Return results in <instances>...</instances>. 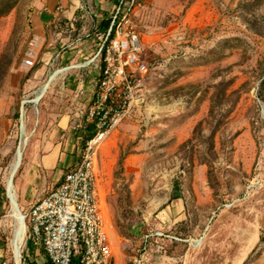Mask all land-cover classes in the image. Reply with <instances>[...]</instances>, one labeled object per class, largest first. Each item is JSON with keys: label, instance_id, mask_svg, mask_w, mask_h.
Listing matches in <instances>:
<instances>
[{"label": "rangeland", "instance_id": "obj_1", "mask_svg": "<svg viewBox=\"0 0 264 264\" xmlns=\"http://www.w3.org/2000/svg\"><path fill=\"white\" fill-rule=\"evenodd\" d=\"M46 1L0 0V263L10 257L13 225L2 179L20 115L29 140L16 192L31 153L25 176L40 183L45 177L53 188L78 162L83 133L90 134L70 119L75 79L82 75L86 84L94 77L89 69L63 73L37 105L21 104L52 72L93 51L91 43L80 55L65 48L46 23ZM143 6L134 17L145 65L134 73L139 111L108 134L97 156L113 264H129L139 236L160 226L177 238L167 243L163 264H264V0H143ZM29 55L34 65L26 69ZM58 145L65 161L41 171L36 162ZM17 203L27 211L20 196ZM35 253L29 236L22 264Z\"/></svg>", "mask_w": 264, "mask_h": 264}, {"label": "built area", "instance_id": "obj_2", "mask_svg": "<svg viewBox=\"0 0 264 264\" xmlns=\"http://www.w3.org/2000/svg\"><path fill=\"white\" fill-rule=\"evenodd\" d=\"M143 8V0H55L51 8L43 6L42 12L50 17L48 26L55 37L64 38L65 48L78 49L80 55L86 52L81 50L84 45L92 44L91 56L65 68L66 72L89 69L94 74L87 87L82 75H77L70 103L71 107L76 104L70 116L73 128L86 130L91 125L93 132L84 140L75 166L20 213L22 246L15 252L9 243L6 252L10 257L0 264H22L29 236L36 248V264H71L74 259L77 264H113V228L97 195V156L108 134L139 111L134 73L144 71L145 65L140 60L142 48L134 17ZM105 12L110 14L107 19ZM33 65L30 55L22 62L26 69ZM139 241L140 249L129 264H163L167 243L177 238L160 226L144 231Z\"/></svg>", "mask_w": 264, "mask_h": 264}, {"label": "bare ground", "instance_id": "obj_3", "mask_svg": "<svg viewBox=\"0 0 264 264\" xmlns=\"http://www.w3.org/2000/svg\"><path fill=\"white\" fill-rule=\"evenodd\" d=\"M66 71L67 69L63 68V69L52 72L49 75L47 81L36 92L33 93L32 99L29 101L22 102L21 104L23 105L25 103H31L33 105H37L39 101L42 99V97L49 90L50 85L53 82H55L58 79V77L62 75L63 73H65ZM23 115H24V111L22 109V117ZM28 140H29V135L25 132L23 128V119H22V127L18 128V141L14 148L11 161L9 162L5 171L3 172V179H2L4 196L7 199L8 204H9L8 218H10L13 221V225L11 226V229H12L11 239L9 243L13 245V247L15 248V252L17 250L19 252L22 246L24 228L20 221V215H19L20 209L17 203L16 188H15L14 182H15V176L22 166L24 151L28 144ZM50 155L52 154L50 153ZM51 157L52 156H45L44 160L47 161V159H50ZM26 172H27V169L25 168L23 174L25 175ZM193 243H194L193 246L197 247L201 243V240L193 241ZM16 264H18V261H16Z\"/></svg>", "mask_w": 264, "mask_h": 264}, {"label": "crops", "instance_id": "obj_4", "mask_svg": "<svg viewBox=\"0 0 264 264\" xmlns=\"http://www.w3.org/2000/svg\"><path fill=\"white\" fill-rule=\"evenodd\" d=\"M54 3H55V0H47L45 2V4L49 8H51L54 5ZM49 22H50V17L48 16V20L46 21V23L48 24ZM85 87H87V81H86ZM88 96H89V93L87 94V97ZM63 119H62L61 122H63ZM67 123H68V121H67ZM79 130H81V129H79ZM81 131L84 132V131H87V130H81ZM83 136H84V140L88 137V136H85V133H83ZM77 139H80V137H78ZM50 153L52 155H50ZM31 154H30V156H28L27 161H26L27 171H29L33 167V163L32 162L34 160H33V157L31 156ZM63 155H65V154L61 153V145L54 146L51 149H49V152H47V154L42 156L39 159V161L36 162L35 165H37V167H39V169L41 171L44 170L45 173L48 174L49 170H52V169L56 168V166L60 165V162H64L65 161L64 158H63ZM45 156H52V157L50 159H47V161H45L44 160ZM61 166L64 167L63 165H61ZM26 176L23 174L18 179V183H17L18 191L16 192V196H17V199H18V196H20L21 197V202L24 203L26 205V207L28 208L35 201V200H33V198L38 199L40 197V195L43 192H45L46 189L47 190H51L53 185L52 186H47V188H46L45 187V184H46L45 177H43V181H42V183H40L36 179H32L30 181V179L28 180V178ZM62 176H63V174L61 173L60 177L56 180V183L62 178ZM29 182L32 184L31 185L32 187H30ZM56 183H55V185H56ZM36 188H37V190H36ZM26 194H29V197H30L29 202L23 201L24 196H26ZM0 257H1V255H0Z\"/></svg>", "mask_w": 264, "mask_h": 264}, {"label": "trees", "instance_id": "obj_5", "mask_svg": "<svg viewBox=\"0 0 264 264\" xmlns=\"http://www.w3.org/2000/svg\"><path fill=\"white\" fill-rule=\"evenodd\" d=\"M264 85V79L261 81V85ZM260 97V96H259ZM260 99H261V101H264V97H260ZM86 130L89 132L90 131V134L93 132V129H92V126L90 125V126H88V127H86ZM90 134L88 135V137L90 136ZM0 246L2 247L3 246V244H0ZM78 262H77V260L76 259H74L73 261H72V263L71 264H77ZM30 264H36V263H34V262H31Z\"/></svg>", "mask_w": 264, "mask_h": 264}, {"label": "water", "instance_id": "obj_6", "mask_svg": "<svg viewBox=\"0 0 264 264\" xmlns=\"http://www.w3.org/2000/svg\"><path fill=\"white\" fill-rule=\"evenodd\" d=\"M261 111L263 112V110L261 109ZM21 126H22V123H21V115H20V128H21ZM19 215H20V212H19ZM22 220V218H21V215H20V221ZM21 223H22V221H21Z\"/></svg>", "mask_w": 264, "mask_h": 264}]
</instances>
